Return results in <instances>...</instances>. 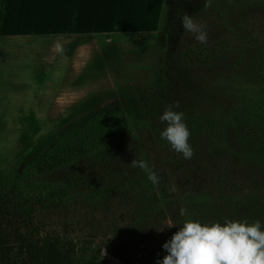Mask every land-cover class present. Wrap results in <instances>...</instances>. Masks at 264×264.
<instances>
[{"label":"rangeland","instance_id":"1","mask_svg":"<svg viewBox=\"0 0 264 264\" xmlns=\"http://www.w3.org/2000/svg\"><path fill=\"white\" fill-rule=\"evenodd\" d=\"M51 9L53 27L92 37L76 72L68 66L65 105L58 80L43 84L45 97L36 81L17 101L0 100V206L10 214L0 219V264H156L189 220H259L264 231V0H56ZM185 13L206 25L207 43L184 30ZM175 102L191 159L161 139L160 116ZM141 159L157 183L131 165Z\"/></svg>","mask_w":264,"mask_h":264},{"label":"crops","instance_id":"2","mask_svg":"<svg viewBox=\"0 0 264 264\" xmlns=\"http://www.w3.org/2000/svg\"><path fill=\"white\" fill-rule=\"evenodd\" d=\"M4 2L0 0V100H16L19 90L32 88L31 84L36 81L41 82L36 93L39 98L43 95V84L50 85L58 80L59 92L54 98L55 101L63 98L65 105L68 66L71 72H76L74 65L83 63L79 54L83 40L92 36L87 30L53 27L48 17L57 14L51 9L56 0H24L26 7L22 9H14L13 0L4 8ZM60 7H64L59 12L62 14L66 10L65 3ZM9 12L13 14L11 19L6 18ZM90 60L88 56L86 63Z\"/></svg>","mask_w":264,"mask_h":264},{"label":"clouds","instance_id":"3","mask_svg":"<svg viewBox=\"0 0 264 264\" xmlns=\"http://www.w3.org/2000/svg\"><path fill=\"white\" fill-rule=\"evenodd\" d=\"M211 5L212 0H204L205 8ZM181 22L184 30L193 33L198 42L207 43L206 25L197 23L186 13L181 16ZM178 107L179 102H175L165 108L160 120L167 122V127L160 135L184 159H191L194 155L188 143L191 133L183 122L184 113L173 110ZM131 165L146 172L154 184L158 182V177L143 159L133 160ZM180 214L183 216L185 210L181 209ZM162 248L168 254L156 264H264V231H261L259 220L251 225L247 221H225L223 226L189 220Z\"/></svg>","mask_w":264,"mask_h":264},{"label":"trees","instance_id":"4","mask_svg":"<svg viewBox=\"0 0 264 264\" xmlns=\"http://www.w3.org/2000/svg\"><path fill=\"white\" fill-rule=\"evenodd\" d=\"M121 128H108L106 130V132H104L105 128H100L99 129V133H107L109 132V135L108 136H111V134H118L119 133V130ZM10 216L9 212L7 211V209H4L3 206L1 207L0 206V219H7L8 217ZM31 252V251H30ZM30 257H31V253H29ZM49 258L52 259V261H57L56 259L58 258L60 260V256L57 255V254H53L51 257L49 256Z\"/></svg>","mask_w":264,"mask_h":264}]
</instances>
